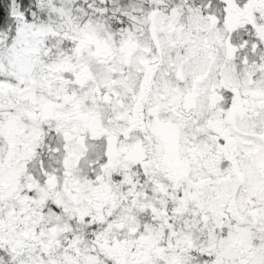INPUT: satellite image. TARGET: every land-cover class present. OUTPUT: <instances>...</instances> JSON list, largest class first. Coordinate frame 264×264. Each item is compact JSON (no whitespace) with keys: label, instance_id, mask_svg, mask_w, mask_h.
I'll list each match as a JSON object with an SVG mask.
<instances>
[{"label":"snow or ice","instance_id":"1","mask_svg":"<svg viewBox=\"0 0 264 264\" xmlns=\"http://www.w3.org/2000/svg\"><path fill=\"white\" fill-rule=\"evenodd\" d=\"M0 264H264V0H0Z\"/></svg>","mask_w":264,"mask_h":264}]
</instances>
